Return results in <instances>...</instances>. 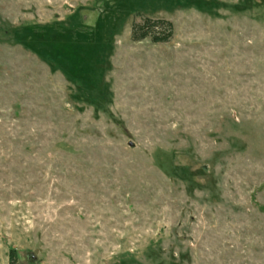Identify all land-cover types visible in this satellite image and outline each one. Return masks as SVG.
I'll list each match as a JSON object with an SVG mask.
<instances>
[{
	"label": "rangeland",
	"instance_id": "374dc122",
	"mask_svg": "<svg viewBox=\"0 0 264 264\" xmlns=\"http://www.w3.org/2000/svg\"><path fill=\"white\" fill-rule=\"evenodd\" d=\"M0 264H264V0H0Z\"/></svg>",
	"mask_w": 264,
	"mask_h": 264
},
{
	"label": "trees",
	"instance_id": "16d2710c",
	"mask_svg": "<svg viewBox=\"0 0 264 264\" xmlns=\"http://www.w3.org/2000/svg\"><path fill=\"white\" fill-rule=\"evenodd\" d=\"M174 25L163 18L145 17L141 22H135L132 26V39L141 41L149 38L153 43H163L173 36Z\"/></svg>",
	"mask_w": 264,
	"mask_h": 264
}]
</instances>
